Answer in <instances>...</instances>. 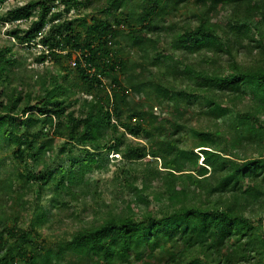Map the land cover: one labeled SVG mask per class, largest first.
<instances>
[{
    "label": "trees",
    "instance_id": "1",
    "mask_svg": "<svg viewBox=\"0 0 264 264\" xmlns=\"http://www.w3.org/2000/svg\"><path fill=\"white\" fill-rule=\"evenodd\" d=\"M55 1L63 11L53 12ZM90 2L32 0L3 18L36 15L8 33L41 43L36 62L61 71L28 74L14 44L0 45V155L11 154L0 175V264H264V219L255 221L264 205V0H107L105 19H61ZM81 89L96 93L90 103ZM195 114L216 129L191 127ZM115 154L123 173H143L123 211L50 246L39 233L45 207L19 226L24 190L55 184L75 198L80 178ZM155 200L166 209L143 210Z\"/></svg>",
    "mask_w": 264,
    "mask_h": 264
},
{
    "label": "rangeland",
    "instance_id": "2",
    "mask_svg": "<svg viewBox=\"0 0 264 264\" xmlns=\"http://www.w3.org/2000/svg\"><path fill=\"white\" fill-rule=\"evenodd\" d=\"M32 0H9L0 8V45L3 44H14V52L17 54L18 58L24 57L27 61V67L29 69L28 74H41L43 71H49L51 74L58 73L61 71L59 65H56L54 62H46L44 64H40L36 62V57L41 54L43 48L41 43L36 44L31 48L27 47L24 44H21L18 40L14 39L9 35L8 32L14 30L17 25H22V29L26 30L31 22L37 19L35 15L29 22H25L19 24L17 22H5L3 18L7 17V14L10 10L15 7H21L26 5L28 2ZM39 1V0H36ZM53 12H57L58 9L60 11L64 10L63 4H58V1L54 3ZM107 6V0H91L89 7L87 9L79 8L73 9L70 13H64L61 17L63 20H78L86 17L88 21H91L93 17L98 19H105L106 14H104L103 10ZM124 10L120 9L117 12L119 16ZM9 17V16H8ZM10 18V17H9ZM113 21V20H112ZM78 20L76 24H79ZM114 24V23H113ZM78 26V25H77ZM50 27L46 29L48 31ZM114 28L116 30H120L122 32L127 33V27L117 26V23L114 24ZM81 28L77 27V31H80ZM80 55V53H79ZM77 55H74L71 60H67L64 64L65 66L73 64V62L77 59ZM130 59L136 60L137 57L135 55H131ZM194 58H197L194 56ZM73 66V65H72ZM63 73V72H62ZM67 73V72H64ZM70 81H76L80 84L78 80V76L76 73H70L69 76ZM107 82V80H104ZM106 87L108 84L106 83ZM110 87V86H109ZM109 90V88L107 89ZM77 97H82L83 102L92 100L93 95L96 94L93 92L91 95H88L84 89L81 91H75ZM247 101L243 98L237 109L241 112L246 110ZM77 106L76 109H78ZM198 114V113H197ZM192 115V118L189 120L190 126L194 128H204L206 130L212 129L215 130L214 127L216 122L213 120H209L208 118H203L200 115ZM129 141H136L132 137H128ZM58 142H61L58 140ZM10 152L4 153L0 155V158L3 160V166L0 167V175L3 176V171H6L3 167H6L9 164L10 160H6L4 158L10 157ZM203 159H200V164H203ZM3 168V169H2ZM127 169L123 163V159L121 155H111L110 162L106 167L97 168L94 173H91L87 177H81L80 181L81 185L77 186L73 189L75 191V198L67 195V193L60 194L55 190V184H50L47 188L42 190L41 193L37 192V188L31 187V189L24 190L22 194H25V201L28 202L26 210L22 212V215L19 219V226L28 228L30 223L34 220V213L39 206L45 207L50 211L49 221L39 228V233L43 240L48 243V245H54L62 240L68 239L74 232L77 230L88 228L92 226L100 225L107 217L109 213H120L126 207V204L133 200V193L128 188L130 183L136 182L137 185L141 183V174L143 173H135L132 172L131 176H128L127 173H123V169ZM131 168V167H130ZM159 189V184L157 182H153L151 190ZM14 196H17L15 194ZM52 200H57L60 204H55L52 207ZM144 211H152L162 212L166 209L167 203H159L157 200L152 202L149 209L144 206ZM5 211L8 213L9 217H14V214L10 210V208H6ZM136 211L137 208H136ZM13 215V216H12ZM255 221H263L264 219V205L259 207L256 211ZM12 225V221L10 222ZM264 227V226H263ZM251 264H259V258H257Z\"/></svg>",
    "mask_w": 264,
    "mask_h": 264
},
{
    "label": "built area",
    "instance_id": "3",
    "mask_svg": "<svg viewBox=\"0 0 264 264\" xmlns=\"http://www.w3.org/2000/svg\"><path fill=\"white\" fill-rule=\"evenodd\" d=\"M75 63H73V65H74Z\"/></svg>",
    "mask_w": 264,
    "mask_h": 264
}]
</instances>
